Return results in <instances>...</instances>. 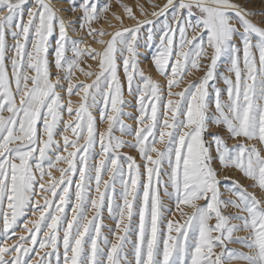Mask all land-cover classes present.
<instances>
[{"label":"snow or ice","instance_id":"obj_1","mask_svg":"<svg viewBox=\"0 0 264 264\" xmlns=\"http://www.w3.org/2000/svg\"><path fill=\"white\" fill-rule=\"evenodd\" d=\"M119 7L0 0V264H264V13Z\"/></svg>","mask_w":264,"mask_h":264},{"label":"rangeland","instance_id":"obj_2","mask_svg":"<svg viewBox=\"0 0 264 264\" xmlns=\"http://www.w3.org/2000/svg\"><path fill=\"white\" fill-rule=\"evenodd\" d=\"M104 2H109L110 3V5H111V10H110V12L108 13V14H106V17L104 18V19H102L99 23H96V24H93L92 26L93 27H95V28H102V26H101V24L103 23V22H107V24H108V28L107 29H104L105 31H112V29L109 27V23L110 22H108V16L112 13V12H114L115 10H117L118 8L119 9H122V8H120L119 7V5L120 4H124V5H129V6H133V4H131V3H129L128 1H125V0H101V3H104ZM152 2L153 3H156V4H160V5H162L164 2H165V0H152ZM236 2L237 3H241V4H243L246 8H248L250 11H253V12H255V13H257V15H255L254 17H252V19L254 20V21H260L261 19H262V16H261V14L262 13H264V0H250V2L249 3H245V0H236ZM137 3H141V4H145V0H137V2H136V4ZM135 5V4H134ZM65 7H67V5H64ZM146 7H147V10L149 11V12H151V11H153V9L150 7V6H148V5H146ZM78 16L79 14L78 13H71V12H64V17H67V19H71L73 16ZM66 19V20H67ZM125 24L127 25V24H131L132 22L131 21H128V20H126L125 19ZM116 23H117V21H116ZM115 22L114 23H111V24H113V25H115L116 24ZM70 35H72L73 36V38H77L76 37V35L75 34H73V33H69ZM189 35H192V33H190ZM103 39H108L107 37H102ZM87 40H88V42H87ZM97 43H94V42H92V40L90 39V38H85V40H84V46H91L92 48H95V49H97V50H99L100 48H96L95 47V45H96ZM86 62V63H85ZM91 62H93L94 63V61H91V60H84L83 62H82V64L81 65H85V64H89V63H91ZM188 78L189 77H186L185 78V83L187 82V80H188ZM189 79H191V78H189ZM90 81L88 80V82H86V83H89ZM182 86H184V85H181V87ZM180 89H174V91H179ZM126 99H128V97L126 96L125 97ZM71 100L73 101V103H74V105L76 104V103H78V99H77V97L76 96H72L71 97ZM126 111H132L133 112V115H135V112H134V110L133 109H126ZM67 116V115H66ZM69 119V118H68ZM125 122L126 123H128V124H131L133 127L135 126V123H134V121L133 120H128V119H126L125 120ZM106 124H104V125H98V129L99 130H103L104 128H106ZM70 134V133H69ZM116 135H119V133H116ZM123 139H131L130 137H122ZM232 143H234V141H229V145H231ZM122 152H128L129 154H135V153H133V152H131V150H129V149H127V148H125V149H122ZM66 165H64V164H60V165H58V167H65ZM227 175H229V177L231 178V179H235V180H238V178H233V177H231L230 175L231 174H227ZM53 176L54 177H59V172H57V171H54L53 172ZM104 179L106 180V179H108V177H107V175H104ZM220 179L223 181V176H221L220 177ZM247 183H248V181H246ZM221 191L224 193V195H223V199H227V198H229V194L224 190V186H223V183L221 184ZM37 198H39V197H37ZM89 215H91V213H89ZM30 219H32V218H34V217H29ZM19 234H22V232H21V230H19V229H17V235H19ZM242 235H244V233H236V234H234V238L236 237V236H242ZM12 241H9V243H11ZM227 247L229 248V249H238V250H244V249H241L240 248V246L238 245V244H228L227 245ZM237 247V248H236ZM214 252H216V253H219L220 252V249L219 248H215L214 249ZM235 262H233V264H234Z\"/></svg>","mask_w":264,"mask_h":264},{"label":"bare ground","instance_id":"obj_3","mask_svg":"<svg viewBox=\"0 0 264 264\" xmlns=\"http://www.w3.org/2000/svg\"><path fill=\"white\" fill-rule=\"evenodd\" d=\"M125 1H128L129 3L133 4V6H134V4H136V2H137V0H125ZM58 6H59V5H58ZM114 12L117 13V14H122L123 9H119V8H118V9L115 10ZM61 15L63 16V15H64V12H62ZM64 18L67 19V17H64ZM107 20H108V22H110V23H114V22L116 23V21L113 19L112 14H110V15L108 16V19H107ZM101 26H102L103 29H107V28H108V24H107V22H103V23L101 24ZM105 37H106V36H105ZM107 38H108V37H107ZM87 42H88V40H87ZM95 47H96V48H101V45L96 44ZM85 63H86V62H85ZM94 63H95V62H94ZM94 63L91 62V63H89V64L94 65ZM89 64L81 65V67H84L85 70L88 71L89 69L87 68V65H89ZM141 67H142V68H145L146 65H145V64H142ZM154 78H155V76H154ZM189 78H192V77H189ZM189 78H188V79H189ZM78 81L88 82V79H87L86 77H84L83 75H81L80 73L77 72V73L74 75V77H73V82H78ZM182 87H183V86H182ZM176 90H177V89H176ZM67 99H68V97L65 96V100H67ZM77 99H78V97H77ZM64 118H65V119H68L69 117L65 115ZM227 174H231L230 176L233 177V178H238V181H240V183H242V184H247V182H246L247 180L244 179V178L241 176L240 173L235 172V171H231V172H229V173H227ZM183 211L186 212V213H190V212H191V209H190V208H187V207H184V208H183ZM172 218H173V219H176V220H181V217H180V215H179V210H175V214L172 216ZM239 246H240V245H239ZM236 248H237V247H236ZM234 264H235V263H234Z\"/></svg>","mask_w":264,"mask_h":264}]
</instances>
